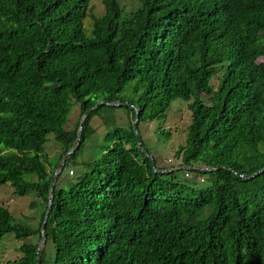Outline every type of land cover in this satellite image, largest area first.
<instances>
[{
	"label": "trees",
	"instance_id": "16d2710c",
	"mask_svg": "<svg viewBox=\"0 0 264 264\" xmlns=\"http://www.w3.org/2000/svg\"><path fill=\"white\" fill-rule=\"evenodd\" d=\"M139 2L122 18L117 0H101V16L90 0H0V186L41 210L32 229L0 204V240L40 238L82 116L121 102L87 114L62 172L104 108L127 121L66 186L56 177L39 264H264V171L249 179L264 169V0ZM178 99L189 122L167 166L139 127ZM37 247L3 264H37Z\"/></svg>",
	"mask_w": 264,
	"mask_h": 264
},
{
	"label": "rangeland",
	"instance_id": "374dc122",
	"mask_svg": "<svg viewBox=\"0 0 264 264\" xmlns=\"http://www.w3.org/2000/svg\"><path fill=\"white\" fill-rule=\"evenodd\" d=\"M121 6L123 13L122 18L129 16V14L135 11L139 5V0H117ZM91 14L95 16H101L103 14V7L101 0H90ZM91 20L89 17L84 20L85 33L89 34L91 29ZM215 83V82H214ZM129 91H125L123 94L127 95ZM103 102V101H102ZM100 103V102H99ZM98 103V104H99ZM188 103L183 100H175L172 102L170 109L166 113V119L162 121H154L149 124H140L139 132L142 141L150 148L153 152L159 151L162 157H166V163L162 164L172 165L173 154L177 149V146L184 144L185 141V127L188 124L187 110ZM79 106L75 103L72 104L68 119L73 116V122H75V112ZM77 113V112H76ZM125 111L119 108H104L98 115H96L89 126V130L86 134L84 143L79 148L74 161L69 164L62 175L60 176V183L66 186L70 181V171L80 172L83 170L82 163L90 162L101 156V149L103 145L104 135L115 127H124L126 119L124 116ZM112 120H115L114 122ZM107 122V124L105 123ZM72 123V121H71ZM159 129L170 130V139L159 135ZM48 142L45 144V152L50 156L51 161H55L58 154L60 153L59 145L54 141L53 136L48 135ZM172 160V163H168ZM162 161V160H160ZM167 165V166H168ZM35 200V197L26 195L24 197H17L13 194L11 187L6 184L0 186V204L7 208L13 218L14 223L24 227H30L37 229L40 222L41 210L38 208L31 207V203ZM39 236L27 238L25 240H16L12 234L5 235L0 240V264L6 261H13L21 258L22 254L18 250L22 243L39 244Z\"/></svg>",
	"mask_w": 264,
	"mask_h": 264
},
{
	"label": "water",
	"instance_id": "95a60500",
	"mask_svg": "<svg viewBox=\"0 0 264 264\" xmlns=\"http://www.w3.org/2000/svg\"><path fill=\"white\" fill-rule=\"evenodd\" d=\"M102 104H105L107 106H113V107H117L119 105H121V102H114V103H106V102H100L99 104L93 106L91 109H89L81 118V121H80V125H79V130H78V133H77V139H76V144L73 148H71V150L64 156V158L62 159L61 163L59 164L58 168L56 169L54 175H53V178H52V181L50 183V188H49V201H48V206L47 207V210L45 212V215H44V218H43V221H42V224H41V232H40V242L38 244V247H37V250H36V255H37V264L40 263V257H39V252L40 250L44 247L45 245V242H46V222L48 220V217H49V213L51 211V205H52V202H53V192H54V184H55V180H56V177L58 176V174H60L62 172V169H63V165L66 161V159L74 154V152L76 151V148L79 147V136H80V130L82 128V125L84 124L85 120H86V116L89 112H91L92 110L98 108L99 106H101ZM137 118H138V114L136 113L135 115V120H134V124H133V128L136 132V123H137ZM137 134V132H136ZM150 157V156H149ZM151 158V157H150ZM152 160V158H151ZM152 163H153V160H152ZM177 169H174L173 171H176ZM264 171L263 170H260L258 171L257 173H255L254 175H252L249 179L253 178L255 175L257 174H260ZM170 172V170L168 171Z\"/></svg>",
	"mask_w": 264,
	"mask_h": 264
},
{
	"label": "built area",
	"instance_id": "2783aa9c",
	"mask_svg": "<svg viewBox=\"0 0 264 264\" xmlns=\"http://www.w3.org/2000/svg\"><path fill=\"white\" fill-rule=\"evenodd\" d=\"M72 172L70 171V174H71Z\"/></svg>",
	"mask_w": 264,
	"mask_h": 264
}]
</instances>
